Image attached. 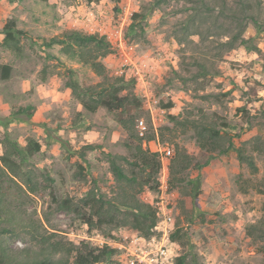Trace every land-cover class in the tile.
Returning a JSON list of instances; mask_svg holds the SVG:
<instances>
[{"label": "rangeland", "instance_id": "374dc122", "mask_svg": "<svg viewBox=\"0 0 264 264\" xmlns=\"http://www.w3.org/2000/svg\"><path fill=\"white\" fill-rule=\"evenodd\" d=\"M150 1L0 0V35L11 20L23 33L21 56L0 45V142L9 132L23 147L29 141L41 145L32 164L45 190L34 196L27 208L64 241L77 247L84 244L95 250H113L114 256L102 264L125 262L129 236L140 234L131 228L132 218L126 211L115 210L109 223L89 233L78 215L57 212L51 202L52 196L69 197L82 205L91 192L110 200L117 197L121 190L109 155L124 158L117 160L139 183L147 178L135 163L131 138L119 124L117 113L103 108L96 113L85 111L66 86L68 70L82 87L95 85L101 78L88 66L65 56L60 45H45L71 31L99 33L113 48L103 60L109 73L122 75L134 70L125 64L128 58L146 79L141 84L136 80V92L144 104L141 117L147 126L145 134L191 159L190 169L177 176L173 175L172 161L170 164L174 228L140 235L150 240L154 237L158 245L170 241L176 264L181 257L184 264H264V241L254 242L247 234L250 226L264 220V13L259 27L250 24L244 35L252 40L253 49L231 51L218 63L221 76L197 82L183 71L180 45L172 35L173 26L184 17L173 12L181 4L164 7L147 18V41L135 42L128 36L133 14ZM5 65L12 67L7 80L2 79ZM174 71L187 77V82L175 79ZM169 102L174 104L171 110L164 108ZM193 121L200 125L215 122L222 136H233L236 149L220 155L200 148ZM257 136L263 139L258 142L263 154L253 149ZM150 142H144L143 148L158 158L159 153L154 152L158 147ZM237 149L254 158L257 172L239 162ZM2 152L0 143V156ZM159 172L150 186H158ZM193 179H198L197 187ZM128 190L143 203L155 205L151 202L157 190L148 186L142 191L138 186ZM178 229L179 241L172 242L171 236ZM7 244L15 250L31 247L26 237L8 238Z\"/></svg>", "mask_w": 264, "mask_h": 264}, {"label": "trees", "instance_id": "16d2710c", "mask_svg": "<svg viewBox=\"0 0 264 264\" xmlns=\"http://www.w3.org/2000/svg\"><path fill=\"white\" fill-rule=\"evenodd\" d=\"M111 1L119 3L120 0ZM172 4H181L173 12L184 15L173 26L172 35L180 45L182 69L191 74L192 80L198 82L221 76L218 63L223 61L228 53L239 47L247 51L253 49L252 40L244 35L250 24L259 27L264 13V0H151L141 6L139 12L133 14L127 33L131 40L147 41L144 24L147 18L155 11ZM2 34L4 40L1 47L21 56L23 33L17 29L13 20L5 24ZM194 38H197V41ZM45 45L46 48L60 45L65 56L88 66L101 78L95 85L82 87L74 79V72L68 70L70 80L66 86L85 111L96 113L103 108L110 113H117L119 124L131 138V147L135 150L137 158L135 163L147 173L146 180L139 183L135 176L127 174L117 160L124 158L109 155L111 171L121 193L110 200L91 192L88 200L82 205L69 197L52 196L51 202L55 205V211L78 215L81 223L88 226L89 233L109 223L108 218L115 210L126 211L130 214L128 218H132L129 220L131 228L143 236H151L157 223L156 210L140 201L137 196L130 195L128 190L136 186L140 187L139 191L145 186L157 190V184L150 186V181L160 168L157 155L143 148V143L152 141L154 136L138 132L139 124L143 121L141 115L144 104L136 92V79L126 74L114 75L108 72L103 60L113 53V48L107 37L99 33L71 31L61 39L48 40ZM11 71V66H3L2 79H9ZM174 74L175 79L187 82V77L175 71ZM164 108L171 110L174 108L173 102H169ZM191 125L200 148L218 151L220 155L236 149L233 136H222L215 122L200 125L193 121ZM222 127L225 128L226 125ZM259 141L262 142L263 139L257 136L253 149L258 154H263ZM0 143L3 147L0 156V264H102L114 256L113 250H95L84 244L77 247L72 242L60 239L57 233L48 231L44 222L37 218L36 212L27 208L33 197L45 190L32 164L33 157L41 151V145L29 141L23 147L9 132H5ZM236 151L241 164H247L253 172L258 171L252 156L245 154L241 149ZM126 162L129 163L128 160ZM191 165L190 157L177 151L172 160L173 175L182 174L190 169ZM192 182L195 187L198 186V179H193ZM121 194L123 196L119 198ZM179 232L178 229L171 236L172 242L179 241L176 237ZM247 234L254 242L264 241V220L250 226ZM11 237H26L31 247L12 249L7 244V239ZM261 250L264 252V247ZM184 260L185 258L181 257L179 264H184Z\"/></svg>", "mask_w": 264, "mask_h": 264}, {"label": "built area", "instance_id": "2783aa9c", "mask_svg": "<svg viewBox=\"0 0 264 264\" xmlns=\"http://www.w3.org/2000/svg\"><path fill=\"white\" fill-rule=\"evenodd\" d=\"M122 46L126 48V43H123ZM124 61L126 65L133 66L136 69L132 60L126 58ZM135 69L125 74L130 75L129 73H132L138 84L144 83L146 79L144 80L141 72ZM123 74L124 72H122ZM139 129L142 132L147 130V126L143 121L140 122ZM150 143H154L158 147L154 152L159 153L158 161L160 168L162 167L159 168L158 186L157 191L154 193L156 202L155 200L151 202L152 205L155 203L153 207L156 209L157 216L154 231H165L167 228H174L175 225L174 210L172 203L169 201V170L175 153L174 149L168 144L162 145L156 141ZM129 237L128 247L126 245L124 247L127 250V254L123 257L125 262H123V259L119 260L122 264H176V254L170 241L169 244L158 245L159 243L154 237L150 240L138 233Z\"/></svg>", "mask_w": 264, "mask_h": 264}, {"label": "crops", "instance_id": "0c3cea01", "mask_svg": "<svg viewBox=\"0 0 264 264\" xmlns=\"http://www.w3.org/2000/svg\"><path fill=\"white\" fill-rule=\"evenodd\" d=\"M0 37H1V39H0V45H1L3 40H4V35L1 33Z\"/></svg>", "mask_w": 264, "mask_h": 264}]
</instances>
